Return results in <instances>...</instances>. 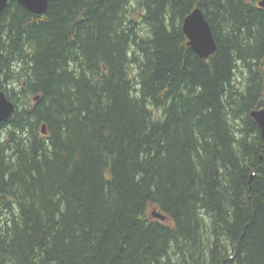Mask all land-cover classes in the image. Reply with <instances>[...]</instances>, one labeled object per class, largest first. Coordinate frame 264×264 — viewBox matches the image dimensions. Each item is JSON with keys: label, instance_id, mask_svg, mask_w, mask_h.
<instances>
[{"label": "trees", "instance_id": "trees-1", "mask_svg": "<svg viewBox=\"0 0 264 264\" xmlns=\"http://www.w3.org/2000/svg\"><path fill=\"white\" fill-rule=\"evenodd\" d=\"M256 1L9 0L0 264H264ZM196 6L207 58L181 28Z\"/></svg>", "mask_w": 264, "mask_h": 264}, {"label": "water", "instance_id": "water-1", "mask_svg": "<svg viewBox=\"0 0 264 264\" xmlns=\"http://www.w3.org/2000/svg\"><path fill=\"white\" fill-rule=\"evenodd\" d=\"M27 10L39 14L45 11L49 0H15ZM9 0H0V14L8 4ZM257 4L264 8V0H258ZM182 31L187 37V45L201 58H207L217 49V41L211 26L202 9L194 7L182 20ZM38 95L34 96L36 99ZM14 109V103L9 99L5 91H0V122L7 120ZM249 115L256 121L259 127L260 137L264 143V107L250 110ZM46 126L42 124L41 132L45 133ZM261 159V155L259 156ZM253 173L249 181L252 180ZM152 215L163 220L165 215L159 211L152 210Z\"/></svg>", "mask_w": 264, "mask_h": 264}, {"label": "rangeland", "instance_id": "rangeland-1", "mask_svg": "<svg viewBox=\"0 0 264 264\" xmlns=\"http://www.w3.org/2000/svg\"><path fill=\"white\" fill-rule=\"evenodd\" d=\"M155 111H157V110H153V113H154ZM157 113H158V112H157Z\"/></svg>", "mask_w": 264, "mask_h": 264}, {"label": "bare ground", "instance_id": "bare-ground-1", "mask_svg": "<svg viewBox=\"0 0 264 264\" xmlns=\"http://www.w3.org/2000/svg\"><path fill=\"white\" fill-rule=\"evenodd\" d=\"M181 25H182V23H181ZM181 28H182V26H181Z\"/></svg>", "mask_w": 264, "mask_h": 264}]
</instances>
